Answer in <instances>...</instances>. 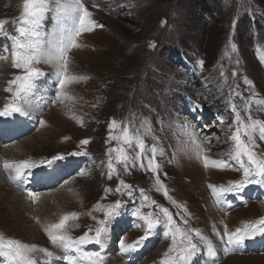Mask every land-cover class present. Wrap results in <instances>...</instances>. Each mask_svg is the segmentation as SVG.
I'll list each match as a JSON object with an SVG mask.
<instances>
[{"label": "rangeland", "instance_id": "1", "mask_svg": "<svg viewBox=\"0 0 264 264\" xmlns=\"http://www.w3.org/2000/svg\"><path fill=\"white\" fill-rule=\"evenodd\" d=\"M83 3L100 26L78 38L81 47L70 52L69 69L72 74L87 79L69 85L68 95L60 103L53 70L48 65H40L46 76L36 82L28 98L26 111L32 114L33 121L29 122L32 132L22 139L27 155L30 154L28 159L38 161L63 154L65 160L58 163L80 161L81 167L75 171L71 167V173L55 185L57 193L52 191L51 199L38 191V185L25 188L39 194L36 203L27 198V208L19 205L23 198L17 195L7 171V181L0 182V238L34 244L38 249L61 257L64 252L48 240L44 227L57 222L61 215L76 212L79 219L69 221L68 227L69 235L76 238L89 227H96L92 217L103 219L101 211L93 210L95 205L107 206L120 200L123 207L121 215L113 221L110 240L115 243L120 236L119 240L131 244L143 235V229L134 226L142 221L131 215L142 202L141 190L157 205L167 208L182 228L197 229L211 242H220L215 233L222 236L225 226L234 231L245 223L259 220L263 210L255 201L249 200L247 192L243 193L248 200L246 203L235 202V207L227 211L214 212V198L208 185L227 186L234 178L240 179L242 173L231 168H205L198 149L187 138L178 136V126L187 115L184 111L188 104L182 106V98L217 112V126L214 127L218 130L214 133L224 136L220 140L223 145L219 143V148L210 153L203 149L210 159L224 160L229 159L231 142L228 137L234 130L229 127L234 119L233 104L245 119L244 107L246 103L250 104L252 117L264 121V0H83ZM21 5L22 0H0V20L17 18ZM53 24L48 15L45 31H50ZM6 30L13 31V24H7ZM5 43L9 42L0 37V57H8L0 59V108L8 102L10 95L4 91L7 81L18 74V70L11 67L10 53L2 52ZM153 43L155 47H150ZM185 53L192 56L194 53L193 60L199 64L198 69L195 64L192 66L194 62L190 59L191 64L185 63V67L180 63L185 61ZM221 71L224 77L220 76ZM238 86L241 89L238 90ZM220 119L224 123H220ZM113 120L120 125L112 131L114 136L120 134L124 124L133 125V131L140 129L142 135L141 121L152 129L151 134L143 138L146 145L156 144L158 149L164 150L163 156L158 154L156 157L160 165L157 175L171 199H167L163 191L155 190L154 175L147 170V158L143 160L145 167H140L142 161L131 151L133 159H130L127 171L117 165L109 179L107 152L117 146L115 140H109L108 125ZM21 122L27 123L25 119ZM84 139L89 143L82 146L80 141ZM256 142L259 145L257 151L264 152V141L257 136ZM78 151H86L88 155H68ZM223 154L225 157L221 158ZM3 157L4 154L1 162ZM84 164L87 167L82 166ZM81 168L86 171L83 176L79 175ZM55 175L60 176V172ZM31 178L33 176L28 177L27 183ZM120 180L131 187L116 192ZM247 187L251 190L255 185ZM106 188L112 191L106 193ZM15 197L20 199L15 201ZM171 200L183 205L190 215L186 216ZM21 204L25 206L26 203ZM141 211L158 213L159 209L145 207ZM182 217L188 220L187 225L181 223ZM30 226L36 231L31 232ZM164 231L163 225L158 226L140 249L142 254L135 255L133 264H159L171 242L170 238L164 237ZM106 243L108 246L114 244ZM85 247L99 250L98 245ZM260 249L223 252L216 264H264V247ZM107 253V257L104 251L102 253L104 264L122 261L119 247ZM33 255L38 264L54 262V256H46L40 251ZM57 261L54 264H61Z\"/></svg>", "mask_w": 264, "mask_h": 264}, {"label": "snow or ice", "instance_id": "2", "mask_svg": "<svg viewBox=\"0 0 264 264\" xmlns=\"http://www.w3.org/2000/svg\"><path fill=\"white\" fill-rule=\"evenodd\" d=\"M93 7H97L93 5ZM51 15L54 21L50 31H45L46 17ZM93 13L85 6L83 0H22L21 11L17 18L12 21L0 20V37L5 38L9 43L2 45L5 53H10L11 67L18 70V74L7 81V87L4 89L9 93L8 102L0 108V118L6 121L9 118H14L17 115L27 117L26 111L28 98L36 87V82L46 76V72L40 65H48L53 70L55 84L57 87V101L63 103L67 97V87L75 82L86 80L85 76L74 75L70 72V57L69 54L74 49H79L81 44L78 43V38L84 32L91 31L94 27H99L92 19ZM12 23L13 31L6 30V25ZM150 47H155V44H150ZM235 48V46H233ZM0 59H8L7 56ZM203 64V61H200ZM238 63V61H237ZM224 72H220V76L224 77ZM232 76H236V72H232ZM250 83V81H245ZM255 95V93H253ZM249 101L251 98H247ZM200 104H194L192 111L201 110ZM234 113L233 124L229 127H234L228 140L231 142L229 160H212L207 155H204V149L196 144L194 134L190 135L193 144H196L198 156L203 160L205 168L213 167L218 169L232 168L230 161H235L237 168L233 170L242 173L241 178L236 181H230L227 186H215L209 184L214 202L219 206L225 203L227 194H233L236 198L243 200V193L248 185H259L264 187V152H258L259 145L256 142L257 136L259 140L264 141V121L254 119L250 114V104L246 103L244 113L247 116L245 119L236 105H232ZM41 125L44 121H40ZM220 123H224L220 119ZM120 127L115 120L108 125L109 140H115L117 146L108 149L107 168L108 177L111 179L112 174L116 171L117 165H122L127 171L130 159V151L134 153L135 158L142 162L140 167H145L143 160L147 158V170L154 175L156 191H163L167 199V190L160 181L157 175L160 165L157 162V155H164V150L158 149L156 144L148 146L145 144L144 136L150 135L152 129L146 126L145 121H141L140 128L144 129L143 135L140 129L133 131V125L124 124L119 135H111L114 129ZM185 132L187 128L185 127ZM155 139V137H153ZM208 142V141H205ZM89 143V140L80 141V145L84 146ZM148 153H151L149 156ZM114 154V155H113ZM70 156H86V151H78L68 153ZM63 154H57L51 158H45L38 161L31 159L21 160L19 162L4 161L3 168L9 171V180L16 183L18 186L25 182L26 177L35 176V169H53L59 167L58 162L65 160ZM135 166V164H133ZM86 174L85 170H81L79 175ZM131 186L123 180L119 181L116 192L121 189H128ZM26 191L28 199L32 203H36L39 199V194L28 190ZM111 189H105V192H111ZM129 197L131 192L127 193ZM142 202L131 213L137 221H142V224L135 223V227H143V235L133 243H126L124 239L119 240V251L121 254L136 252L145 246V242L154 235V231L158 226L163 225L165 231L164 237L170 238V244L167 251L163 253L159 264H193L197 255L206 254L211 260V264H216L217 250L199 230L190 227H181L177 224L172 213L167 208H162L151 200L149 196L141 190ZM171 203L184 211L185 215H190L183 205L177 204L175 200ZM231 205H229L230 207ZM123 204L120 200L113 204L94 206L95 211L103 213V219L92 217L96 221V227H89L82 235L73 238L68 233L69 221L78 220L79 214L76 212L61 215L55 223H50L43 228L48 240L56 247L60 248L64 255L56 257L58 260H63L66 264H104L105 256L102 254L106 247V242L111 238L110 230L113 221L121 215L120 209ZM156 207L159 212L149 211L144 213L142 208ZM162 214V215H161ZM91 215V212H89ZM179 215V213H178ZM181 223L188 224V220L181 218ZM223 245L225 254L230 251H239L240 246L246 241L253 240L256 237L264 239V217L255 222L245 223L242 228H236L234 231H229L227 226L224 228L223 235L215 233ZM194 241H198L194 242ZM98 245L99 250H88L85 246ZM203 245V249L201 248ZM40 251L46 256L51 257L52 253L46 249H38L36 245L23 243L15 239L0 238V264H38L37 258L33 253Z\"/></svg>", "mask_w": 264, "mask_h": 264}, {"label": "bare ground", "instance_id": "3", "mask_svg": "<svg viewBox=\"0 0 264 264\" xmlns=\"http://www.w3.org/2000/svg\"><path fill=\"white\" fill-rule=\"evenodd\" d=\"M0 75L2 76V73H0ZM0 94H2V92ZM184 118H185V120H183V121L185 122V124L183 122L179 123V126H178V133L179 134H178V136L181 139L187 138L188 141L190 142L191 140H189V135L188 134H189V132H192V131L190 130V126H189V121H190L189 120V116H185ZM23 119H25V121L27 123L21 122ZM29 121H33V118H30L29 116L23 117V118L16 117L15 120H12V121H6L5 120V123L0 125V153L2 154V155L0 154V158H2V156L4 154L3 162L4 161L19 162V161L23 160L24 157H26V156H27V159L29 158L28 156H30V154L27 155V153H26L27 149L22 143V142H24V141H22V139L25 136H27L28 134L31 135V132H32V130H31L32 125L30 126ZM192 121L195 122L194 120H192ZM200 124L204 125V126H207V125H209V121H208L207 118H204V119L200 120ZM200 124L196 125V128H195L196 131H197L196 135H197V137L199 139V143H201L202 145H203V143L205 141H208V142L212 143L213 142L212 134L214 133V131L216 129L214 126H217L216 122L213 121L212 128L209 126V127H204L202 129V126ZM185 127L187 128V132H185ZM207 128H209V129H207ZM10 129H13V131L12 132H6L7 130H10ZM3 132H5V133H3ZM4 134H5V137L2 138V135H4ZM26 139H28V138H26ZM218 145H219V141L215 142V146H218ZM218 148L219 147H215L214 149L216 150ZM196 150H197V148H196ZM3 162L0 161V182L7 181L6 180L7 179V175H6L7 171L2 167L3 166ZM70 163H72V162L71 161H66L65 163H58L59 167L55 168V170H53V169H35L34 170L35 176H33V178L30 179V182L27 183L28 177H26L25 182L23 184H21L20 186H18L16 183L12 182L14 184V186H15L14 189H16L17 192H18L17 195L19 194V196L24 199V200L22 199L21 202H23V203L25 202L26 203L25 206H23V204H21V202H20L19 205L22 208L23 207H26V208L29 207L28 200H27L28 197L22 191V189H25L27 187L28 188H34V187H36L38 185V186H40V188H38V191H42V195L44 197L47 196L49 199L53 198V196H54L53 192L55 191V185L60 180L63 179L64 175H67V174L71 173V171H70L71 167L73 168V171H75V170H77V169H79L81 167V162L80 161L78 163H72V164H70ZM231 164H232V168H231L232 170L234 168H236V164L235 163H233L231 161ZM85 165L86 164H84L82 166H85ZM85 167H87V166H85ZM85 167H83V168H85ZM64 170H65V172H64ZM81 170H83V169L81 168ZM56 172H60V176L55 175ZM229 198H230V196H229V194H227L226 197H225V201L228 200ZM18 199H20V198L19 197H15L14 200L17 201ZM233 200L234 199H231V201H233ZM228 203H230V202H228ZM228 203H226V202L223 203L222 204L223 208H225ZM52 206H55V205H52ZM218 207L219 206L215 203V206H214V212L215 213H217V212L219 213L220 209ZM242 209H244V208H242ZM261 214H264V210L262 211ZM33 226H30V231L31 232L36 231ZM110 236L112 237V235H110ZM114 236H117V233H115ZM108 241L110 243H114L113 242L114 240H110L109 239ZM115 241L116 242L112 246H110V245L108 246V244L106 243V247L104 248V254H105L106 257L108 256V253H109V252L107 253V251H112L113 249H117L119 247V240L117 239ZM261 242H264V239H262L261 237H256L253 240L246 241L240 247H242L243 249H248L247 246L250 245L252 248H256L257 245L259 243H261ZM140 254H142L140 252V249L138 251H136V252H132L130 254L132 257H129L130 255H127V254H125V256H124V254H123L122 255V261L115 260V262L112 263V264H124V263L125 264H133L134 261H135V259H134L135 255H140ZM52 256H54L53 257L54 262L52 264L57 263L58 262L57 261L58 259H56V257H58L57 254H56V256L55 255H52ZM111 258H113V257H110V259ZM51 260H52V258H51ZM59 261H61V264H66V262H64L63 260H59ZM46 264H48V263H46Z\"/></svg>", "mask_w": 264, "mask_h": 264}, {"label": "trees", "instance_id": "4", "mask_svg": "<svg viewBox=\"0 0 264 264\" xmlns=\"http://www.w3.org/2000/svg\"><path fill=\"white\" fill-rule=\"evenodd\" d=\"M184 56H185V58L190 59L193 62L194 53H193V56L191 55V53L190 54L189 53H185Z\"/></svg>", "mask_w": 264, "mask_h": 264}]
</instances>
